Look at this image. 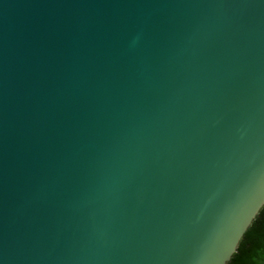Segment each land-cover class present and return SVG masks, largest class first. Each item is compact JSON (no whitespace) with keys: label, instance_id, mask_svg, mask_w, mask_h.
I'll list each match as a JSON object with an SVG mask.
<instances>
[{"label":"water","instance_id":"obj_1","mask_svg":"<svg viewBox=\"0 0 264 264\" xmlns=\"http://www.w3.org/2000/svg\"><path fill=\"white\" fill-rule=\"evenodd\" d=\"M264 205V0H0V264H227Z\"/></svg>","mask_w":264,"mask_h":264},{"label":"trees","instance_id":"obj_2","mask_svg":"<svg viewBox=\"0 0 264 264\" xmlns=\"http://www.w3.org/2000/svg\"><path fill=\"white\" fill-rule=\"evenodd\" d=\"M227 264H264V205L240 239Z\"/></svg>","mask_w":264,"mask_h":264}]
</instances>
